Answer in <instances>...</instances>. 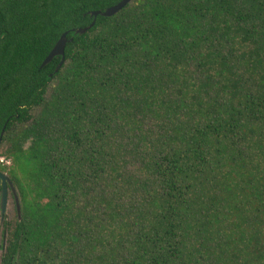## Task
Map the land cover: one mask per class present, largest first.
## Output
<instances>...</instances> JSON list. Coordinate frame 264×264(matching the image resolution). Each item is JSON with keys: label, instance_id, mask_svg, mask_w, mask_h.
I'll return each instance as SVG.
<instances>
[{"label": "trees", "instance_id": "obj_1", "mask_svg": "<svg viewBox=\"0 0 264 264\" xmlns=\"http://www.w3.org/2000/svg\"><path fill=\"white\" fill-rule=\"evenodd\" d=\"M120 1L0 0L1 264H264V0Z\"/></svg>", "mask_w": 264, "mask_h": 264}, {"label": "water", "instance_id": "obj_2", "mask_svg": "<svg viewBox=\"0 0 264 264\" xmlns=\"http://www.w3.org/2000/svg\"><path fill=\"white\" fill-rule=\"evenodd\" d=\"M132 1L133 0H122L117 5H115V6L111 7V8H108L105 11L92 12L90 15H91V17L94 18V21L91 23L90 26H88L86 28H83V29L72 30L71 32L76 34V35H84L92 27H94L95 20H96V18L98 16L104 17V18H111V17L117 15L120 11H122ZM68 34L69 33L66 32L60 37L58 42L55 44L54 48L51 50L49 55L46 57V59L41 64L40 68L45 67L46 65L51 63L55 58H61L60 63L57 65V67L55 69V72L59 71V69L63 66V64L65 62V49H66V46H67V44L72 42V38L71 39H67ZM2 137H3V133L1 135L0 144H1ZM9 192H11V194H12V197H13L14 203H15V207H16L17 217H18L19 222H21V220H22L21 207H20V200H19V196H18V193H17V189H16L13 181L5 173L0 171V212H1V220H3V218H4L5 214H6V210H7V206H8V199H9V196H8Z\"/></svg>", "mask_w": 264, "mask_h": 264}, {"label": "rangeland", "instance_id": "obj_3", "mask_svg": "<svg viewBox=\"0 0 264 264\" xmlns=\"http://www.w3.org/2000/svg\"><path fill=\"white\" fill-rule=\"evenodd\" d=\"M28 146H29V143H26L24 148L26 149V148H28ZM11 153H13V151L11 150L9 143L5 142V143L0 144V158H3V160H4L3 162H0V171L5 173L10 179H12V178L9 175V172L14 167V162L13 161L11 162V159L13 158ZM15 218H16V213H15L14 202H13V199L10 197L9 204L7 207L6 216H5L4 220L1 221V217H0V264H1L2 255L4 254V250H5V246H6V240H7V234L5 233L6 231H5L3 224L4 223H13ZM110 241H111L110 237H107V239L104 242V246L107 247L108 242H110ZM90 242L91 243L93 242L92 239ZM93 243H95V242H93ZM81 248L83 250H87V251H85L86 252L85 257L77 264H101L102 263L101 260L96 259V257L99 256V254L103 253L102 249L97 248L98 252H94V253L89 251L88 249L90 248V246H89V242L87 241V239L82 240ZM107 262H109V261H107Z\"/></svg>", "mask_w": 264, "mask_h": 264}, {"label": "flooded vegetation", "instance_id": "obj_4", "mask_svg": "<svg viewBox=\"0 0 264 264\" xmlns=\"http://www.w3.org/2000/svg\"><path fill=\"white\" fill-rule=\"evenodd\" d=\"M8 196H9V199H10V197L13 199L11 192H9ZM9 199H8V204H9ZM13 202H14V199H13ZM14 207H15V203H14ZM15 210H16V207H15ZM6 212H7V210H6ZM15 213H16V211H15ZM16 215H17V213H16ZM5 216H6V214H5ZM5 216H4V218H5ZM0 217H1V212H0ZM4 218H3V220H4ZM3 220H1V221H3Z\"/></svg>", "mask_w": 264, "mask_h": 264}, {"label": "built area", "instance_id": "obj_5", "mask_svg": "<svg viewBox=\"0 0 264 264\" xmlns=\"http://www.w3.org/2000/svg\"><path fill=\"white\" fill-rule=\"evenodd\" d=\"M4 160H3V158H0V162H3Z\"/></svg>", "mask_w": 264, "mask_h": 264}]
</instances>
